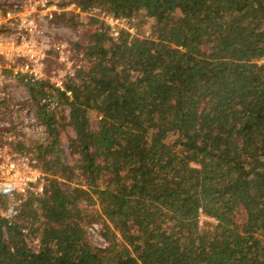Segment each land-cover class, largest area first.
<instances>
[{
  "label": "trees",
  "instance_id": "obj_1",
  "mask_svg": "<svg viewBox=\"0 0 264 264\" xmlns=\"http://www.w3.org/2000/svg\"><path fill=\"white\" fill-rule=\"evenodd\" d=\"M77 1L154 23L114 39L96 17L58 18L86 28L82 67L60 118L29 85L44 191L0 217V264H264V0Z\"/></svg>",
  "mask_w": 264,
  "mask_h": 264
},
{
  "label": "built area",
  "instance_id": "obj_2",
  "mask_svg": "<svg viewBox=\"0 0 264 264\" xmlns=\"http://www.w3.org/2000/svg\"><path fill=\"white\" fill-rule=\"evenodd\" d=\"M71 13L80 15L83 21L88 17L98 18L114 39L123 30L137 32L127 17L97 8L85 9L77 0H0V111L10 109L13 113L11 122L0 123V217L8 220L19 213L29 196H38L44 191L46 174L34 147L18 149L14 141L20 127L18 118L27 122L32 120V124L36 122L45 129L37 121V104L32 119L29 116L34 107L29 85L43 86L45 94L39 105L60 118L67 105L60 94L72 96L67 83L82 67L72 39L57 38L54 34L60 23L58 18ZM52 58L58 65H49ZM21 87H28L30 105L27 108L15 99L16 90ZM199 212L201 223L206 220L216 222L202 208Z\"/></svg>",
  "mask_w": 264,
  "mask_h": 264
},
{
  "label": "rangeland",
  "instance_id": "obj_3",
  "mask_svg": "<svg viewBox=\"0 0 264 264\" xmlns=\"http://www.w3.org/2000/svg\"><path fill=\"white\" fill-rule=\"evenodd\" d=\"M146 17L141 15L138 16L137 19H134L133 26L135 27L136 31L141 35H148L151 32L153 21L150 20L148 22L145 21ZM86 28L82 25L75 26L71 24H66L63 22H60L57 28L54 30L55 37L57 38H68L72 39L73 42H83L84 41V32ZM50 66H56L58 65V61L55 58H52L48 61ZM28 87H21L16 90V97L18 104L21 105L24 108H27L28 104L30 105L29 99H28ZM32 104L34 107L31 109L29 116L32 119V114L35 109L36 103L33 101ZM69 113V107L68 105H65V109L62 113L68 114ZM12 112L11 110H5L0 111V123H3V121L11 122L12 119ZM61 115V116H62ZM19 120V130L18 135L14 138V141L16 142L17 148L22 149L23 147H33L37 143L41 141H45L47 138L46 130L43 128H40L37 126V124H32V120L27 122L25 119L18 118ZM40 124L39 120H37ZM74 131L70 126L63 127L60 130V137H61V144L62 148L65 151V158L70 163L73 162V157L71 156L70 150H69V136L73 135ZM95 225H97L98 228H95ZM102 222H93L89 225V239L93 245L105 247L107 245V241L102 235ZM94 228V229H92ZM35 241H30L31 245H35Z\"/></svg>",
  "mask_w": 264,
  "mask_h": 264
}]
</instances>
